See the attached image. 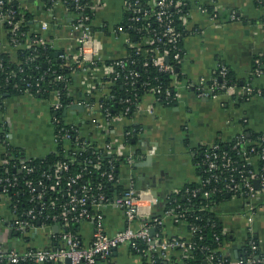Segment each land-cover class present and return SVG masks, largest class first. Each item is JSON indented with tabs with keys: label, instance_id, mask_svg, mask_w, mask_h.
I'll return each instance as SVG.
<instances>
[{
	"label": "crops",
	"instance_id": "crops-1",
	"mask_svg": "<svg viewBox=\"0 0 264 264\" xmlns=\"http://www.w3.org/2000/svg\"><path fill=\"white\" fill-rule=\"evenodd\" d=\"M130 1L90 0L92 35L98 44L97 59L103 65L105 61L123 58L127 49L134 46L126 31L116 30ZM146 1L152 6L156 0ZM179 1L188 4L184 24L186 34L182 40L183 57L177 68L181 80L179 97L168 105L157 102L153 94L146 93L129 117L114 115L109 132L107 129L108 133H101L103 141H112L120 149L115 152L125 158L119 165L116 183L125 189L132 180L137 188L149 189L155 198L150 206L152 216L163 213L165 199L170 193L177 192L186 183L199 181L193 158L200 147L230 142L243 132L249 138L264 134V98L244 92L245 86L264 88V3L257 0ZM21 3L35 15L40 31L49 39L53 49L61 52L54 58L73 63L71 56L78 52L80 35L73 26L75 14L60 0L53 2L45 11L37 0H21ZM214 9L220 12L219 19L211 18L210 12ZM232 11L235 12V20L228 19ZM41 23L47 24L45 30H41ZM10 45L7 30L0 22V50L8 51ZM256 59L260 61V74L253 73ZM217 64L228 67L239 82L238 91L232 95L219 92L212 97L199 96L196 87L211 80ZM103 65L91 66L86 62L74 67L66 79L71 101L63 108V115L67 123L81 125L80 132L88 140L98 133L93 123L95 120L104 125L99 100L110 92L108 81L103 79L106 77ZM55 100L56 93L48 99L38 98L29 92L0 95V164L5 161L7 147L25 158H41L56 149L52 122ZM75 105L83 108H75ZM130 124L138 129L129 143L133 158H129L126 147L120 146L123 144L122 131ZM152 146L156 150L149 155L153 159L148 162L142 151ZM250 162L253 165L257 163L254 159ZM255 204L256 216L251 226L264 248V192L260 193ZM244 207L242 200L231 197L214 207L225 232L226 239L219 247L225 257L235 258L247 238L248 223L242 215ZM102 215L107 234L124 228L125 217L119 208L105 206ZM13 218L9 199L0 194L1 251L14 249L23 252L56 246L53 233L57 228L50 230L51 234L47 229L18 232L12 225ZM162 226V234L166 238L188 237L184 223H175L167 217ZM92 232L91 222L79 223L77 236L84 247L90 244ZM101 264L144 263L127 244H121Z\"/></svg>",
	"mask_w": 264,
	"mask_h": 264
},
{
	"label": "trees",
	"instance_id": "trees-1",
	"mask_svg": "<svg viewBox=\"0 0 264 264\" xmlns=\"http://www.w3.org/2000/svg\"><path fill=\"white\" fill-rule=\"evenodd\" d=\"M42 10H48L53 4L52 0H37ZM65 2V7L74 14H80L88 16L92 21V10L90 8V0H79V4L83 7L80 12L76 9L73 0H60ZM264 3V0H257ZM135 7L140 9L153 10L146 0H138V4ZM8 10L13 11V21L19 22V27L16 34L10 32V27L5 21L2 22L3 27L7 30V39L9 41L10 49L8 51L0 50V95L5 93H22L25 90H29L33 95L38 98L48 99L51 94L59 93L62 100L63 107L55 114L60 120L58 126L54 125V132L60 130L68 131V138H61L56 141V149L44 157L25 158L9 147H7V154L4 155L5 161L0 164V176L2 177H17V184L14 187L9 188L8 196L10 197L11 208L16 207V212L25 214L29 208H35L36 211H40L41 214L38 220H35V224H47L51 229L53 226L61 224V219L55 221L51 220L52 215H59L61 205L69 200L68 194L75 191L76 195L82 193L83 187L86 191L94 195L103 194L105 197L112 199L114 196H119L123 192L124 188L116 183V181H108L105 176H102L103 171H113L114 175H118V168L121 163L125 161L123 154L113 152L107 153L102 142L91 141L85 138L80 132L81 125H74L67 123L64 115L63 108L71 101L67 90L66 79L70 75L74 68V64L71 62L57 61L52 54L55 51L49 42V39L44 37L45 35L40 31L39 25L35 21V15L25 9L21 3V0H3V4L0 7V11L6 12ZM173 16L172 25L176 31L181 32L182 38L179 40V46L182 49V40L186 34L185 26L180 20V15L183 12H187L188 4L182 7V12L177 13L176 8L171 6L169 8ZM135 15L130 10L125 12L123 21L119 24L123 26L124 30L128 32L130 40L135 44L127 49V53L123 58V66H115V70L118 73L110 74L103 78L108 81V88L110 95H105L100 98L99 105L101 106V112H105V109L109 111L111 115L124 114L125 108L128 106L130 112L126 114L129 117L136 109V104L140 101L144 94L149 93L152 88L160 87V93L158 94L159 101L162 104L166 103L164 100V90L169 88L172 91V76L169 73H164L158 70L156 66L152 64L151 54L149 49L157 48L160 52L168 50V64L173 65L177 78L180 77L177 73V68L180 61L173 60L174 49L172 44L165 39L156 41L149 46H143L141 39L144 36L152 34L144 29L139 31L146 22H150V28L155 29L158 32L162 31V27H159L158 23L152 18L148 20L140 19L138 21L130 20ZM141 17L142 14H136ZM118 25V26H119ZM91 30H94L91 26ZM44 38V42H33L31 46H27V42L40 37ZM12 38H16V45L12 43ZM183 53V49H182ZM154 55V52H152ZM183 57V55H182ZM117 60L105 61L106 64H112ZM102 64L100 61L96 65ZM132 71V74L129 72ZM62 75L65 80H58L57 76ZM73 75L70 76V79ZM219 81V79H217ZM227 85H234L239 87L231 71L227 67V75L224 79ZM130 99V103L126 101ZM54 114V115H55ZM85 122H83L84 124ZM110 128V127H108ZM137 127L134 124H130L124 127L122 131V137L127 139L130 143L132 138L137 133ZM108 133L101 131V133ZM129 133L126 135L125 133ZM243 136L251 141L255 142L250 144L246 151L251 146H254L256 150H259L258 143L261 134L249 138L243 132ZM78 140L75 141V138ZM87 140L88 146L83 147L82 142ZM219 151H225L232 160L236 161L237 166L244 163L241 157L242 147L238 146L233 148L235 140L227 143L218 142ZM261 146L264 147V141L261 142ZM203 148H199L193 158L194 164L197 167L198 175L201 182L186 183L178 193H170L164 202V210L176 208V210L183 213V223L187 229V235L189 238V228L191 226H197L199 232L193 234L190 238L196 243V249L189 252L186 258L181 257L180 250L178 248L171 249L169 253V260H157L156 264H209L206 262V257L210 253L214 254L212 259L213 264H217V255L221 252L217 248L220 247L222 241L226 238L221 234L222 224L215 215L212 207L219 205L221 202L230 198L226 197L223 192L211 191L213 187L218 189L222 187V179L218 182H214V178L210 177V173H206L204 166L201 164ZM57 164H65V170H57ZM21 165H25L20 170ZM261 163L259 162L258 168L260 169ZM29 169V171L27 170ZM264 171H261V173ZM76 174H81V177L77 179L76 183L69 186V181ZM219 174V173H218ZM224 178V174L220 175ZM27 182H31L33 185L40 182L42 184L41 191L44 192V202L46 205L43 209H40L36 201H29V194L27 193ZM188 189V192H185ZM197 190L196 192H192ZM208 191V196H203V191ZM54 202V207L49 206V202ZM88 208L92 210L89 205ZM48 215V218L45 219ZM25 216V215H24ZM39 221V222H38ZM153 225L152 223H150ZM79 226V222L70 221L68 226L63 231L76 233ZM156 232H162L163 226L154 225ZM61 233V232H60ZM60 233H57L59 236ZM215 235L219 236V242L215 240ZM59 238V237H58ZM244 240L241 248L237 252L236 257L242 258L244 264L247 263L248 258L259 257L264 264V248L260 246L258 238L254 235L251 239L255 242L256 248L252 249L248 245V239ZM59 240V239H56ZM218 242V243H217ZM203 249V250H202ZM228 259L231 257L227 256ZM51 264V263H47Z\"/></svg>",
	"mask_w": 264,
	"mask_h": 264
},
{
	"label": "built area",
	"instance_id": "built-area-1",
	"mask_svg": "<svg viewBox=\"0 0 264 264\" xmlns=\"http://www.w3.org/2000/svg\"><path fill=\"white\" fill-rule=\"evenodd\" d=\"M54 0H52L53 2ZM55 2V1H54ZM66 1H63L65 4ZM73 3L76 6V9L80 12L83 10V7L79 4V0H73ZM3 4V0H0V7ZM138 4V0H132L127 2L126 11L130 10L133 14L130 20H148L152 18L158 23L159 27H162V31L158 32L155 29L150 28V22L138 29H142L150 32L152 36L147 35L141 39V44L143 46H149L156 41L165 39L166 41L172 44L174 49L173 60L180 61L182 59V49L179 46V40L182 38V34L179 31H176L172 25L173 16L169 8L173 6L176 8V12H182V7L186 5L185 2L179 0H156L151 7H154L152 11L141 10L140 7H135L134 5ZM203 9H201L202 11ZM204 11V10H203ZM136 14H142L141 17L136 16ZM187 12H183L180 15V20L185 24L187 19ZM211 18L219 19L220 12L216 9L210 12ZM229 20H235V12H230L228 15ZM5 21L10 27V32L16 34L19 27V22L13 21V11L8 10L6 12L0 11V22ZM264 21V20H263ZM73 26L77 28L80 32L79 35V45L78 52L71 56L74 67H79L84 63H88L91 66H97L98 63L97 53H98V44L94 40L91 30V19L88 16H83L80 14H75V20ZM47 28L46 23H41V30ZM117 31L122 32L124 30L123 26L119 25L116 28ZM127 32V31H126ZM128 33V32H127ZM35 42H44V38L40 37L38 41L36 39L27 42V46H31V43ZM12 43L16 45V38H12ZM133 46V45H132ZM135 46V44H134ZM149 54H151V61L154 66L158 68L159 71L164 73L171 74L173 80L171 83L172 91L169 88L164 90V100L166 103L175 102L179 97V87L181 85V80L177 78V74L173 65L168 64L165 61L167 57L168 50L160 52L157 48L149 49ZM154 52V55L152 54ZM101 62V61H100ZM103 65V62H101ZM123 60L119 59L112 64H104L102 68L106 76L110 74H115L117 77L118 73L115 70V66H123ZM260 61L255 60V68L253 73L260 74ZM132 74V71L129 72ZM227 75V67L223 64H217L214 75L207 84H200L196 87L199 96L202 97H212L218 94L219 92H225L226 94L232 95L238 91V87L234 85H227L224 80ZM63 77L61 75L57 76V79L60 80ZM219 79V81L217 80ZM28 89V88H27ZM25 92L31 93L29 90ZM160 87L152 88L149 93L153 94L155 100L159 102L161 99L158 98L160 93ZM244 92L250 95H256L264 98V88L263 89H254L251 86H245ZM32 94V93H31ZM127 102H131L130 99H126ZM63 107L62 100L60 99V94L56 93V100L52 104L53 112L56 113ZM138 105L136 104V109ZM150 110V108H149ZM92 111V109L90 110ZM130 112V108L127 106L124 110L126 115ZM86 116V115H85ZM115 119L113 115L109 113L107 109L103 112L102 120L104 125H99L95 120L94 126L97 129L96 136L93 139L82 142V146H88L87 142L90 144L92 141L102 142V147L106 150L107 153L111 154L115 151H119V147L113 145L112 141L104 140L101 136V131H106L110 126L111 122ZM59 119L56 117V114L52 118L54 125L59 124ZM100 129V130H98ZM128 135L129 133H125ZM68 131L64 130L61 132L57 130L54 132V140L58 141L59 139L68 138ZM104 137V136H103ZM78 140V137L75 138V141ZM123 144L120 145L126 147L129 158H133L131 151V146L127 139L123 137ZM233 140L235 144L233 148L238 146L242 147L241 157L244 160L242 165L237 166L236 161L232 160L231 157L225 151H219L218 144H212L209 146H202V162L204 170L206 173H210V177L214 178V182H218L222 179V187L215 189L213 187L211 191L223 192L226 195H229L231 198H237L243 201L244 203V212L243 217L246 218L248 223L247 226V236L248 245L252 249L256 248L255 242L251 239V236L254 235L252 228V222L255 215V203L259 200L260 193L264 192V147L261 146V142L264 141V134H261L259 137L257 151L254 146H251L248 151L246 148L255 142L247 140L243 134L237 135ZM156 150L155 146L147 150H143L142 154L148 156L153 155ZM254 159L257 161L256 165H253L250 161ZM130 160V159H128ZM7 162V161H4ZM3 162V163H4ZM259 162L261 163L260 169L258 168ZM25 165H21L20 170L24 168ZM57 170H65V164H57ZM29 171V169H27ZM219 173V174H218ZM221 174H224V178H221ZM102 176H105L108 181H117V176L114 175L113 171H103ZM81 177V174H76L69 181V186L76 183L77 179ZM199 181L201 179L199 177ZM257 181V185H255ZM17 184V177H2L0 176V194L6 196L9 201L10 197L7 195L8 190L11 187H14ZM27 193L29 194V201L37 203L40 209H43L46 203L44 200V192L41 191L42 184L38 182L33 185L31 182H27ZM180 189L175 192L178 193ZM188 189H185V192H188ZM193 190L192 192H196ZM69 200L61 205V210L59 215H52L51 220L55 221L58 218L61 219L62 223L57 225V231L53 233V237L59 240L55 247L51 248H36L28 249L26 251L20 252L14 249L7 252L0 250V264H65V260L69 259V264H101L103 260L107 258L110 252L121 244H127L129 248L135 253L138 254L142 259L144 264H156L157 260H168V252L173 248H178L180 250L181 257L186 258L190 251L196 249V243L191 240V236L196 232H199L197 226H191L189 228V238L181 237H169L166 238L162 232H156L154 235H151L150 229L154 228V225L162 226L165 218H172L175 223H183V213L177 211L176 208H171L164 210L160 216H152L150 213V206L155 202V198L152 197L151 191L149 189H140L137 188V184L134 181H130L127 188L121 192L119 196H114L112 199L105 197L103 194H98L96 197L89 194L86 189L83 187L82 193L76 195V192L73 191L68 194ZM203 196H208V191H203ZM89 207L92 209L90 210ZM113 206L119 208L125 217V226L124 228L118 230L114 234H107L103 225V215L102 208L105 206ZM50 207H54V202H49ZM214 211V207L211 208ZM12 212L14 218L12 225L14 230L18 232H29L31 230L38 229H47L51 234V227L47 224H35V220H38L41 215L36 211L35 208H29L25 214H17L16 207H12ZM25 215V216H24ZM48 218V215L45 219ZM70 221L82 222L88 221L91 222L93 227L91 242L88 246H83L76 233L63 231L62 229L66 228ZM39 222V221H38ZM152 223L153 225H151ZM61 232V233H60ZM57 233H60L59 236ZM221 234L224 235V230H221ZM59 237V238H58ZM219 236L215 235V240H219ZM219 242V241H218ZM217 242V243H218ZM219 248L216 249V251ZM203 250V249H202ZM214 257L213 253H210L206 257V262L209 264L212 263ZM248 264H263L262 259L259 257L248 258ZM217 264H244V260L239 257L228 259L222 254L217 255Z\"/></svg>",
	"mask_w": 264,
	"mask_h": 264
},
{
	"label": "water",
	"instance_id": "water-1",
	"mask_svg": "<svg viewBox=\"0 0 264 264\" xmlns=\"http://www.w3.org/2000/svg\"><path fill=\"white\" fill-rule=\"evenodd\" d=\"M29 1H31V0H29ZM59 53H61V52H59ZM59 53L55 51V52H53L52 56H53V57H57ZM165 61L168 62V57L165 58ZM74 107H75V108H78V109H82V108H83V106H81V105H79V106L75 105ZM64 113H65V110H64ZM152 159H153V158H152L151 156H149V155L147 156V161H148V162H151ZM254 183H255V185H257L258 182L255 181ZM153 195H154V197L157 196V194H156L155 192H153ZM226 197H228V195H226ZM56 228H57V225L53 226V229H54V230H55ZM150 233H151V235H154L155 230H154L153 228H151V229H150ZM65 264H69V259H66V260H65Z\"/></svg>",
	"mask_w": 264,
	"mask_h": 264
}]
</instances>
